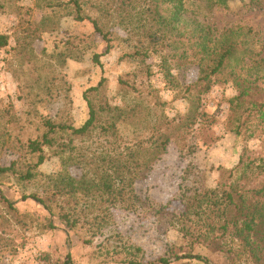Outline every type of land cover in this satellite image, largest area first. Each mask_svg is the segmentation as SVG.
Instances as JSON below:
<instances>
[{"label": "rangeland", "instance_id": "1", "mask_svg": "<svg viewBox=\"0 0 264 264\" xmlns=\"http://www.w3.org/2000/svg\"><path fill=\"white\" fill-rule=\"evenodd\" d=\"M67 1L0 0V35L7 37V44L0 48V167L17 160L21 170L26 163L36 162L24 144L42 135L44 121L82 126L88 119L83 93L101 78L105 82L94 101L106 100L123 111L134 109L135 120L131 122L126 114L115 136L95 132L85 140L74 139L64 153L57 144L45 149V160L30 181H19L10 174L0 176V189L15 209L8 212L0 204V264H62L67 255L70 264H157L162 257L169 264H204L175 258L188 254L204 257L211 264H248L249 259L235 261V252H231L239 247V238L207 234L203 224L213 219L193 215L194 201L201 202L205 193L228 181L226 172L238 164L242 154L264 159V133L246 130L255 121L238 128L242 120L237 121V113L230 109L229 100L237 95L231 83L217 82L199 98L191 96L205 114L203 122L181 129L184 137L171 139L166 151L134 181L137 198L132 206L126 200L119 202L98 193L85 196L79 190L74 195L54 194L52 180L59 174L79 180L94 169L102 151L126 153V148L131 150L138 140L150 137L142 128L149 118L145 105L153 103L150 86L157 91L165 118L182 121L191 105L184 90H173L162 79L155 56L150 54L146 60L153 75L149 79L141 76L138 62L124 57L132 53L134 42L111 17H99L111 33L110 50L105 52L106 44L91 24L75 21L71 9L61 7ZM184 9L181 22L186 30L199 23L219 37L224 30L238 27L245 41L254 42L255 60H264V0H232L226 8L184 0ZM85 10L97 15L96 10ZM36 28L40 33L30 39ZM95 54L98 64L93 61ZM179 79L182 88L192 84L197 69L188 66ZM119 81L137 89L123 96ZM108 117L104 115V121ZM59 141L68 144L69 139ZM77 150L90 161L88 168L82 167L81 158L71 159ZM244 183L253 187L256 180L252 177ZM33 193L48 199L50 212L32 200H23ZM65 212L75 221L74 228L61 219ZM213 238L217 241L210 244Z\"/></svg>", "mask_w": 264, "mask_h": 264}, {"label": "trees", "instance_id": "2", "mask_svg": "<svg viewBox=\"0 0 264 264\" xmlns=\"http://www.w3.org/2000/svg\"><path fill=\"white\" fill-rule=\"evenodd\" d=\"M196 1H203L212 7L226 8L232 0H193ZM62 6L71 9L75 21H88L91 24L94 33L101 36L105 42V52L110 50L111 33L107 25L100 22L99 17L107 19L111 17L117 26L127 32V39L134 42L130 46L132 53L124 57L138 62L137 71L141 76L149 79L153 75V69L151 65L146 64V60L150 54L155 56L158 58L155 66L162 79L173 90L174 88L184 90L191 105L182 121L176 122L174 119L165 118L160 112L163 104L156 95L157 91L150 86L153 103L148 107L145 105L149 118L145 127L142 126L145 133H150V137L146 140H138L131 150L125 149L128 150L126 153L120 151L109 154L102 151L97 157L94 169L86 171L79 180L72 179L66 173L59 174L52 180L54 194L74 195L79 190L85 196L98 193L100 196L105 195L106 198L116 199L119 202L126 200V205L132 206L133 200L137 198L133 191L134 181L166 151L171 139L184 137L181 129L191 128L203 122L205 114L198 110V105L193 102L191 96L199 98L217 82L231 83L237 90V95L232 97L229 103L231 111L237 113V121L242 120L238 128L253 119L254 126L246 130L252 132L251 134L257 131L264 133V67H261V62L264 60H255L254 42L245 41L238 27L224 30L219 37L212 34L209 27L199 23L193 24V30H186L181 22L182 12L185 11L184 0H104L103 2L69 0L65 4L61 3ZM86 7L89 10H96L97 15L86 11ZM28 31L29 29L24 30L26 33ZM39 31L40 29L37 28L32 29L30 39L34 37L35 32L40 33ZM6 44L7 37L0 35V48ZM98 58V54L93 55L96 64ZM191 65L197 69V79L182 88L179 75ZM104 82L105 79L101 78L95 87L83 93L88 119L82 126L74 128L66 123L44 121L42 135L29 139L24 144L26 153L31 157L35 156L36 162L26 163L23 169L18 170V162L14 160L8 167H0V176L10 174L17 176L19 181H30L35 178L36 169L45 160V149L51 150L57 144L59 152L64 153L71 148L74 139L85 140L92 137L95 132L115 136L116 126L126 118V114L130 116L128 120L134 122V109L123 111L118 107H112L106 100L97 103L94 101ZM119 83L121 85L118 91L123 96H129L137 89L136 86L128 85L124 81ZM143 99L139 98L140 102H143ZM104 115H109L106 121ZM236 132H239L237 128ZM63 137L69 139L68 144L59 141ZM72 150L76 151L74 148ZM77 151L79 153L71 159L76 161L81 158L82 167L88 168L90 161L84 159L80 150ZM128 153L131 155L128 156ZM226 173L229 182L225 180L220 183L218 189L205 193L201 202L194 201L193 215L197 219L204 217L213 219L203 224L207 234L219 232L218 238L228 234L241 240L239 247L234 251L231 249V252H235V261L248 262L249 259L248 264H264V159L246 157L242 154L238 164ZM252 177L256 180L255 185L244 186V181ZM26 199L32 200L50 212L46 197L33 193L23 196V200ZM0 204L8 212L15 210L14 203L6 198L1 189ZM60 217L67 227H75V221H70L66 212ZM216 241L217 239L213 238L209 243L215 244ZM175 258L211 264L206 258L191 254ZM70 262V256L67 255L62 264H70ZM126 264L139 263L131 261ZM157 264H169V261L162 257L158 259Z\"/></svg>", "mask_w": 264, "mask_h": 264}]
</instances>
